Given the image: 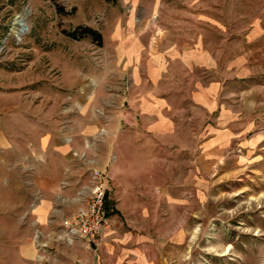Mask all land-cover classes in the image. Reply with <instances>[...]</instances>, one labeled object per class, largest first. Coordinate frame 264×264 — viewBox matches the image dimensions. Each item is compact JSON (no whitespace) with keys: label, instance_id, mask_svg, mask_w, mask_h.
I'll return each mask as SVG.
<instances>
[{"label":"rangeland","instance_id":"374dc122","mask_svg":"<svg viewBox=\"0 0 264 264\" xmlns=\"http://www.w3.org/2000/svg\"><path fill=\"white\" fill-rule=\"evenodd\" d=\"M262 12L264 0H0V235L15 232L17 208L28 216L34 149L86 130L105 150L119 118L117 140L168 143L179 201L163 203L168 231L179 227L168 264H264V146L247 153L240 143L204 164L214 116L194 83L207 75L178 59L215 55L223 87L226 59ZM165 102L171 128L145 132L150 106Z\"/></svg>","mask_w":264,"mask_h":264},{"label":"crops","instance_id":"0c3cea01","mask_svg":"<svg viewBox=\"0 0 264 264\" xmlns=\"http://www.w3.org/2000/svg\"><path fill=\"white\" fill-rule=\"evenodd\" d=\"M254 21L239 55L225 61L223 87L216 79L215 55L208 60L198 54L179 55L193 76L199 69L207 75L206 81L194 83V100L207 104L214 116L204 142L205 165L218 164L240 143L247 153L264 146V12ZM218 86L225 92L224 101L217 97ZM168 106L164 110L150 106L145 132L171 128ZM119 121L105 128V133L116 138L107 142L105 150L85 135L86 130L80 131L82 136L34 149L26 188L28 216L17 208L15 232L10 237L0 235V264H168V245L179 242V227L168 231L169 211L163 204L168 199L179 202L169 191L168 143L121 142L117 140L122 129ZM151 149H160V157L151 156ZM125 150H132L133 155ZM198 159L199 166L200 155ZM97 170L110 178L106 210L111 230L93 241L70 240L62 222L86 205ZM195 173L199 177L200 166ZM21 191H25L23 186Z\"/></svg>","mask_w":264,"mask_h":264},{"label":"built area","instance_id":"2783aa9c","mask_svg":"<svg viewBox=\"0 0 264 264\" xmlns=\"http://www.w3.org/2000/svg\"><path fill=\"white\" fill-rule=\"evenodd\" d=\"M90 197L72 218L64 219L62 226L70 240L93 241L111 230L112 223L106 210V196L110 178L106 172L94 171Z\"/></svg>","mask_w":264,"mask_h":264},{"label":"trees","instance_id":"16d2710c","mask_svg":"<svg viewBox=\"0 0 264 264\" xmlns=\"http://www.w3.org/2000/svg\"><path fill=\"white\" fill-rule=\"evenodd\" d=\"M113 1H115V0H113ZM87 31H88V33H90L91 35L97 36V37H99V39H101V36H100L96 31H94V30H92V29H88Z\"/></svg>","mask_w":264,"mask_h":264}]
</instances>
